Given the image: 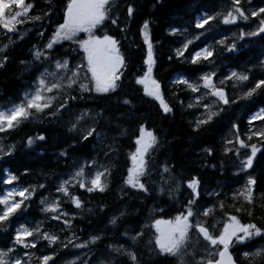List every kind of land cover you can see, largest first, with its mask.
<instances>
[{
	"label": "snow or ice",
	"instance_id": "1",
	"mask_svg": "<svg viewBox=\"0 0 264 264\" xmlns=\"http://www.w3.org/2000/svg\"><path fill=\"white\" fill-rule=\"evenodd\" d=\"M162 3L163 0H155L152 8ZM114 5L116 0H68L62 22L56 24L45 42L43 29L45 21H49L47 27H51L54 14L51 9L32 15L36 7L34 2L0 0V36L9 42L0 47V69L10 62L6 49L16 43L14 37L23 38L26 32L33 30L38 31L40 37V41L29 49L32 59L20 61L31 77L24 83L26 90L22 96L10 97L7 103L11 106L0 110V161L12 157L17 149V144L6 141L31 123L43 124L45 120L49 124L56 123L66 128L65 135L70 141L53 151L55 167L50 169V176L44 174L45 183L22 186L19 177L11 170L0 169L3 177L0 182L9 186L0 191V232L7 241L0 246V264H57L63 252L80 253L65 260L64 264H81V261L94 264L97 252L101 256L104 252L114 254V258H101L96 264H116L115 257L119 258L120 264H146L142 244L151 257L148 264H154L159 257L175 259L178 264H264V223L253 222L257 200L264 212V191L256 195L259 184L264 182V170L252 174L258 154L264 155V104L248 116L247 131H242L238 122L225 121L241 101L264 96V59L256 64L251 60L238 64L222 78L216 64L219 50L238 53L240 43L246 38H264V0H259L258 6L255 0H227L214 14L207 11L197 14L192 27L200 31L191 39L187 38L190 21L183 27L168 25V35L173 38L168 61L183 66V70L176 72L171 80L177 90L173 92L175 103L166 99L163 84L155 75L158 42L152 31L154 21L146 18L138 27L137 34L142 40L138 50L143 59L133 77L134 83L142 86L143 95L156 103L165 117L175 118L177 105L182 113H195L194 118L188 120L194 134L190 139L198 138L206 129L227 125L228 132H222L219 141L222 145L219 163H200L201 167H211L221 175L226 173L229 164L237 168L236 180L232 182H238L241 177L246 179L243 186L231 194L223 191L230 186L229 182L218 181L221 190L217 191L196 175L187 179L183 175L177 176L175 166H170L167 161L153 172L152 152L160 147L161 139L157 130L149 127L143 117L136 118L135 127L129 132L119 123L125 118L121 113L116 118L119 135L112 136V142L104 145L107 133L101 130L102 125L110 127L112 123L111 115H106L107 109L78 107L95 104L98 98L114 96L115 100L110 99L111 104L128 108L130 113L137 110L131 99L119 94L130 67L121 40L107 32L95 34L109 21L119 32L126 34L131 30L130 25L138 11L135 3H127L123 27L119 5ZM241 23L244 26L231 36L223 35L218 27L239 26ZM28 24L32 25L31 29ZM22 26L24 31H20ZM81 32L87 33L86 39L77 38ZM216 35L221 38L213 43L205 42L209 36ZM65 41L74 42L82 50L83 58L79 63H73L75 57L69 50L57 53V48ZM237 90L239 95H236ZM17 99L19 102H15ZM65 114L67 120L63 119ZM121 137L129 140L123 169L118 162ZM47 140L46 133L39 132L26 134V141L21 142L31 148L37 141ZM97 144L102 146L101 150H97ZM200 152L205 159L217 157L214 143H208ZM38 155L45 153L41 151ZM24 174L31 175V172L25 169ZM153 175L160 177L158 187L155 181L146 182ZM116 179L120 180L119 200H126L128 195L135 193L143 195L146 201L152 198V190L157 188L161 197L167 195L172 201L175 215L170 219L154 218L168 209L157 210L153 205L144 223L127 225L121 232L125 213L114 212L108 216L107 224L99 229V234H90L83 239V229L76 227V221L88 216H95L98 220L108 209L106 202L86 207L93 201L85 199V194L88 197L106 195ZM184 192H187V198L182 200L180 196ZM205 193L208 199L204 198ZM33 205L42 218L34 217L31 226L30 221L20 222ZM242 215H246L250 222H243ZM217 216L220 218L215 219ZM260 220L264 221V215ZM193 235L197 244H203L204 248L189 255ZM145 236L149 237L147 241ZM105 239L122 243H109L101 251L99 245ZM41 245H44L43 249Z\"/></svg>",
	"mask_w": 264,
	"mask_h": 264
},
{
	"label": "trees",
	"instance_id": "2",
	"mask_svg": "<svg viewBox=\"0 0 264 264\" xmlns=\"http://www.w3.org/2000/svg\"><path fill=\"white\" fill-rule=\"evenodd\" d=\"M27 2H34L36 7L32 15H36L43 12H49L50 9L54 12L51 16V27H47L49 21H45L46 36L44 38L47 41L48 36L51 35L56 24L62 22L64 9L68 0H27ZM134 2L137 8V13L134 22L130 25L131 30L128 33L119 32L115 29L110 21L105 23L95 32L96 35H102L105 32L115 35L117 39L122 42V51L126 53L130 67L126 71V75L122 82V88L120 89V95H126L129 99L133 101L136 105V111L131 112L128 108L118 107L110 103L111 100H115V97L109 98H98L97 103L84 105L81 104L78 107H94L97 110L101 108L107 109L106 115H111L112 123L111 126L102 125V131L107 133V138L103 139V144L107 145L111 143L112 136H118L119 133L116 129L117 117L121 114H125V118L119 121L122 128H127L129 132L135 127V122L137 117H143V120L148 121V126L155 128L161 139V145L152 152L153 157V172L157 166L163 165L166 161L170 166H175L176 175H183L187 179L191 175L198 176L206 185H211L217 191H220L218 186L219 182L227 181L230 186L225 187L223 191L231 194V192L237 188H241L244 184L246 177H241L238 182H232L236 180L234 173L237 172V168L229 164L226 173L221 175L219 171H214L211 167L203 168L201 167L200 161L208 164L219 163V158L221 155L222 145L219 143L221 140V133H227L228 128L225 125L222 128L217 129H206L199 134L196 139H190L194 134L191 127L188 124L189 119H193L195 113H182L179 106L176 107L175 118L172 116L165 117L158 108V105L154 103L150 98L143 95L142 86H138L134 83V75L139 70L142 64L141 51L138 50V46L142 45V40L139 37L138 27L143 22L144 19L150 18L154 23L152 24V31L155 36V40L158 42L156 48V55L158 57V66L155 69L156 77L162 82L163 90L166 94V99L175 103L173 99V92L177 91L173 88L171 80L175 78V73L182 71L183 66L179 62L169 63L168 55L170 48L173 46V38L168 35V25H178L185 26L187 22L190 29V35L187 37L189 39L194 38L199 34L200 30H196L192 27L194 25L195 16L197 14H202L207 11L209 14H214L216 11H220V5L222 3H227V0H163L162 4H157L153 9L152 5L155 0H116V5H119V15L121 18V27L124 26L126 22V5L127 3ZM255 4L259 5V0H255ZM114 5L113 7H116ZM116 13L114 12L113 15ZM243 23L239 26H223L219 25V29L223 32V35L231 36L232 32L239 31V27H243ZM29 29L32 28L31 24H28ZM20 31H24L23 26ZM81 34H77L79 39ZM127 36V38H125ZM220 35L209 36L205 41L206 43H213L214 40L220 39ZM16 43L11 45L6 49V54L11 58L10 62L5 68L0 69V110L10 107L11 104L7 103L10 97L22 96L23 92L26 90L24 88V83L31 80V77L27 71H25V65H22L20 61H30L32 58L29 55V49L32 45L37 44L40 41L38 31H28L25 33L23 38L19 36L14 37ZM204 39L203 37L201 38ZM231 42V40L229 41ZM8 40L3 39L0 36V47L8 44ZM199 43V41L197 42ZM240 51L238 53L228 54L219 50L216 64L219 68L221 78L223 75H227L231 68L236 65L252 61V64L258 63L260 59H264V38H246L239 45ZM65 50H69L70 55L75 57L73 63H79L83 58L82 50L78 49V46L72 41L62 42V47L57 48V53H63ZM79 52V54H77ZM249 67L252 65L249 64ZM211 71L214 69H205ZM242 70V69H237ZM240 92L237 90L236 95ZM15 102H19L18 99ZM264 104V96L254 97L253 101H241L239 106L235 108V112L230 116L225 117V121L238 122L241 125L242 131H247V119L252 111L256 110L260 105ZM129 115L131 118H129ZM64 120L68 119V115L65 114ZM141 120L140 122H143ZM258 123V122H257ZM66 128L60 127L56 123L49 124L47 120L41 123H31L23 127L19 132L12 134L11 139L7 140V143L17 144V149L12 157L7 158L5 161H0V169L7 168L11 170L14 174L19 177V184L22 186H28L29 184L45 183L44 174L51 175L50 169L55 167L53 160V151L61 147L65 142H70L68 137L65 135ZM39 132H44L48 136L47 142H39L31 147H26V144L21 142L26 141L27 135H36ZM208 143H214L217 148L216 159H205L200 152V149L207 145ZM129 140L127 138L121 137L118 141L120 147V155L118 162L122 169L125 167V153L128 150ZM101 145L97 144V150H101ZM43 151L45 155L40 156L38 153ZM101 158L102 151H101ZM28 169L31 175H25L24 171ZM261 170H264V155H259L256 158L252 174L256 175ZM119 176V173L117 174ZM0 176V180H2ZM160 177L158 175H153L150 180L146 182L152 183L156 182L158 187ZM120 180L116 179L111 186V191L106 195H95L88 197L85 194V199H91L92 204H88L86 207H93L100 202H106L108 209L106 212L100 216L97 220L95 216H88L84 220H77L76 227L78 229H83L82 238L87 239L90 234H99V229L103 228L107 224L108 216L112 213H119L123 211L125 217L120 225V231L124 230L127 225H136L137 223H144L145 217L149 215V209L155 205L157 210L160 208H166L167 211L155 215L154 218L170 219L175 215L173 210V203L167 195L161 197L157 188L152 190V198L145 201L143 195L137 196L135 193L128 195L126 200L118 199V186ZM15 186V185H13ZM9 186L4 185L0 182V191L6 189ZM211 190V188L209 189ZM264 191V182L259 184L256 189V195L259 196L260 192ZM179 195V194H177ZM187 192H184L180 199H186ZM205 199H208L205 193ZM39 197H37V200ZM260 201L257 200V207L255 209L256 219L253 222L264 223L260 220V217L264 215V212L259 207ZM34 217L39 219V210L33 205L32 209L20 218V222L30 221L31 226L34 223ZM217 216L215 219H219ZM241 219L243 222H250L246 215H242ZM210 221V223H213ZM57 229L59 225L56 226ZM14 231V229H13ZM154 231V229L152 230ZM111 232V228H109ZM149 237L145 236V241ZM4 238V233L0 232V246L6 243ZM113 243L119 244L122 241L105 239L100 245V250L104 251V246ZM259 243V241H257ZM44 245H41L43 249ZM141 249L144 253V258L146 264L151 259L150 254L146 247L142 244ZM75 255H80L79 252H63L57 260V264H64L65 260L72 259ZM109 260L114 258V254H108L104 252L101 256L100 252H97L94 264L99 259ZM116 264H120L119 258L115 257ZM81 264L83 262L81 261ZM154 264H178V261L171 258L159 257L156 258Z\"/></svg>",
	"mask_w": 264,
	"mask_h": 264
},
{
	"label": "rangeland",
	"instance_id": "3",
	"mask_svg": "<svg viewBox=\"0 0 264 264\" xmlns=\"http://www.w3.org/2000/svg\"><path fill=\"white\" fill-rule=\"evenodd\" d=\"M78 34H79V33H78ZM80 34H81V35H80L79 39H86V38H87V33H83V32H81ZM2 110H3V109H2ZM220 227L222 228V224L220 225ZM203 248H204V245H203V244H197V242H196V237H195V235H193V238H192V247H190V248L188 249V253H189V255H191V253H192L194 250H197V249L203 251ZM186 260H187V257H186Z\"/></svg>",
	"mask_w": 264,
	"mask_h": 264
}]
</instances>
